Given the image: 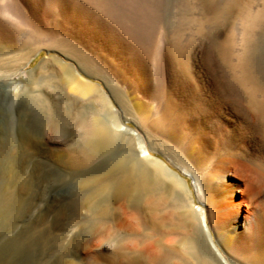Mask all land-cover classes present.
Segmentation results:
<instances>
[{
    "label": "rangeland",
    "instance_id": "1",
    "mask_svg": "<svg viewBox=\"0 0 264 264\" xmlns=\"http://www.w3.org/2000/svg\"><path fill=\"white\" fill-rule=\"evenodd\" d=\"M76 69L91 82L88 91L67 82ZM205 88L235 89L230 98L208 97L204 114L223 131L242 133L249 121L254 146L238 138L224 149L203 144L196 128L207 117L191 120L189 103ZM99 122L109 135L93 134ZM169 140L188 145L183 155L205 173L234 161L228 180L241 192L221 194L210 184L204 204L216 238V225L246 222L233 244L248 248L264 217V0H0V264H177L159 259L164 250L183 259L181 240L197 236L187 225L194 221L187 196L138 156L143 142L192 185L178 166L189 157L164 149ZM124 168L150 171L151 195L160 199L154 208L132 190L118 193ZM239 252H231L235 264Z\"/></svg>",
    "mask_w": 264,
    "mask_h": 264
},
{
    "label": "bare ground",
    "instance_id": "2",
    "mask_svg": "<svg viewBox=\"0 0 264 264\" xmlns=\"http://www.w3.org/2000/svg\"><path fill=\"white\" fill-rule=\"evenodd\" d=\"M5 54L7 55L8 53L7 52H2V56H5ZM139 54V53H138ZM143 60V59H142ZM147 62V61H146ZM161 66V65H160ZM210 66V65H209ZM64 67V66H63ZM211 68V67H210ZM69 71V70H67ZM72 71V70H71ZM83 71V70H82ZM210 71V70H209ZM214 71V70H213ZM73 72V71H72ZM72 72H67V75H66V79H67V82L69 83V85H71L74 89L78 90V91H82V93L84 91H88L91 86V82L88 83V80H86L85 78H83L80 74L81 71L77 70L75 71V74L72 73ZM216 72V71H215ZM219 72V71H217ZM87 74V73H86ZM85 74V75H86ZM204 75V73H203ZM211 75V74H210ZM151 76V75H150ZM206 76V75H205ZM209 77V76H208ZM87 83H86V82ZM209 81V80H208ZM211 82V80L209 81V83ZM219 84V83H218ZM209 85V84H208ZM205 86V85H204ZM209 87V86H208ZM210 88V87H209ZM215 89V88H214ZM215 91V90H213ZM209 89H206L203 91L202 90V93H196L195 95H192L191 96V101L189 104H192V108H190V111L192 112L190 114L191 116V120H195L198 116L203 115V117H207V120H204L201 124H199L198 128H196V130L198 131V135H200V138L203 140V144L207 143V145H209V147L211 146H218L220 145L222 149H224L226 146H228V144H230L231 140L232 142H234L233 140L236 138H238V140H241L245 145H247V147L251 148L252 146H254V144L258 141L257 140V136L254 132V126L253 124L251 125L249 121H246V123L248 124V126L244 129V132L240 133L238 132V130L234 129V128H231L229 129L230 127L227 126V130L223 131L222 129L218 128V126H216L217 124L214 125V120L211 121L208 119V116H206V112H208V106H209V102H208V97H212L214 98V95L216 97H231V96H235V94L233 92H235V89H233V91H229V94L221 88V91L219 92L218 90H216L217 93L214 94V92ZM177 93V92H176ZM178 94V93H177ZM232 94V95H231ZM237 94V93H236ZM241 93H239L240 95ZM108 95V94H107ZM238 95V94H237ZM236 95V96H237ZM221 98V99H222ZM237 98V97H236ZM227 99V98H226ZM232 99V98H231ZM239 99V98H238ZM237 100V99H236ZM110 101V100H109ZM189 101V100H188ZM213 101V100H212ZM227 102V100H226ZM110 103V102H109ZM216 103V102H215ZM231 103V102H230ZM211 104V103H210ZM217 105V103H216ZM220 105V103H219ZM211 106V105H210ZM213 106V104H212ZM211 106V107H212ZM221 106H222V101H221ZM225 106V105H224ZM236 106V105H235ZM230 107V106H229ZM214 108V107H213ZM222 109V107H220ZM212 109V108H210ZM217 109V108H215ZM225 109V108H224ZM218 110V109H217ZM228 110V109H227ZM112 111L114 112H117L114 108L112 109ZM211 111V110H210ZM209 111V112H210ZM213 111V110H212ZM219 111V110H218ZM195 112V113H194ZM201 112V113H200ZM215 112V110H214ZM220 112V111H219ZM229 112V111H228ZM200 113V114H199ZM157 115L159 114L158 112L156 113ZM156 115V116H157ZM198 115V116H197ZM201 115V116H202ZM225 115V114H224ZM147 117V116H146ZM229 117V116H228ZM157 118H160V120L156 121L154 120V122H158L159 124L161 123V128H165V126H167V122L165 123V125L163 124V120L161 119H166L167 121L170 122V119H167L168 117L166 116V118H163V115L162 113H160L157 117ZM211 119V118H210ZM218 121V119H220L218 117L217 118H214ZM221 121V120H220ZM219 121V122H220ZM168 122V123H169ZM119 123V122H118ZM121 123V122H120ZM216 123V122H215ZM240 124V123H239ZM92 125V124H91ZM219 125V123H218ZM223 125V124H221ZM158 126V125H157ZM168 127V126H167ZM166 127V128H167ZM223 127V126H222ZM242 127V126H241ZM92 128V126H91ZM90 128V129H91ZM160 128V127H159ZM160 128V129H161ZM237 128V127H236ZM119 130L121 132H124V133H127V134H130L132 136H135V137H139L140 135L137 133V131H134V129H130L128 126L126 125H120L119 126ZM91 131V130H90ZM154 131V130H153ZM169 130H167L166 132H168ZM240 131V130H239ZM242 131V130H241ZM92 132L95 136H99V137H104V136H107L109 135V130H108V127L103 124V123H97L93 126L92 128ZM161 133L162 130L160 131ZM223 132V133H222ZM156 133V132H155ZM165 133V132H164ZM112 134V132H111ZM166 134H169L170 133H166ZM165 134V135H166ZM160 135V133H159ZM165 135H163L165 137ZM223 135V136H222ZM162 136V134L160 135ZM173 136V135H171ZM166 137H168V135H166ZM95 138V137H94ZM93 138V139H94ZM97 138V137H96ZM95 138V139H96ZM155 138V137H154ZM158 138V137H157ZM174 138V136H173ZM92 139V140H93ZM100 139V138H99ZM170 139V138H169ZM176 139V138H174ZM159 140V138H158ZM160 140H162L160 138ZM164 140V139H163ZM177 140V139H176ZM95 140H93V145L95 144L94 143ZM140 141H143L140 139ZM172 141H175V140H172ZM179 141V140H177ZM98 142V141H97ZM144 142V141H143ZM140 143V153H139V158H142L143 160H148V162H155V164L158 166L156 168V166L154 167V165H151L153 166L154 168L156 169H160L162 170V174L164 175V177L167 179L166 183H167V186L169 188L173 187V186H176L174 187L175 188V191H176V188L178 189V186L181 188V190L185 193V195L187 196V207L190 209V213H191V216L189 218H193L194 221H197V222H194V223H198L196 226H194V223L191 222L190 220V223L187 224L189 228H191L192 230L196 227L197 230H198V233H196L195 231V235H197L196 237L194 236H187V237H184L182 240H181V246H182V255L183 256V259L184 257L186 256L188 261H189V258L188 256L191 258V261L190 262H193V258H195L197 255L199 256H203L205 259H206V263L207 264H235L231 261L232 258H230V255H231V252L234 253V254H237L239 251H242V252H239L240 255H243V261H245V264H259L261 261H262V257H263V253L264 251H260V252H255L252 251L249 249L250 246L253 248H256L259 249L264 247V217H262V215L258 216V221H257V228H256V234L255 236H253L252 240H251V244L248 248H244V250H240V248L234 246L233 242L235 241V239L237 238V233L240 232L241 229H247V223L244 222V221H240L238 218H235L233 219L230 224L226 225V226H223L222 228H218V226L216 225L215 228H217L216 230V233H217V238H216V235L214 236V234L212 233V229L210 228L208 222H207V214H206V209H205V204L204 203H207V200L209 201L210 200V197L212 196V188L211 185L212 184H215L214 185V189L218 190L221 194H224V192L228 191L230 192L231 194H234L235 192H239V188H238V185L239 183L237 181H230L228 180L229 178V168L231 166H233V162H227V169L225 170L226 167H223V172H222V168H221V172H219L218 170L215 171V172H211V171H208V172H204L202 171V169L199 167V165L197 166H194L195 163L192 164V162H189L191 160V158L187 155H183V152L184 154H186V152L189 150L187 146H184V145H180L179 143H173L169 140V142H171L170 145L169 142H164L162 143L161 145H164V149L166 147V150L167 147L169 149H171V151L174 150L175 147H177V149H180L182 151V154L180 156H182L183 158L184 157H189L187 159L189 160H185V158L182 159L184 160L185 162V166H181V165H178L180 169H182L184 171V174L186 177L190 178L193 182H192V185L191 184H188L187 180H185L183 177H181L179 174H177L174 170H171V168L166 165L161 159H158L156 157H154L150 152L149 150L147 149L146 146H144V143ZM161 142V141H159ZM264 142V141H263ZM235 143V142H234ZM259 144L261 143L260 140L258 142ZM146 144V143H145ZM236 144V143H235ZM241 144V143H240ZM238 143V145H240ZM99 147L103 148L104 150L107 149V147L105 148L104 147V144L103 143H99L97 144ZM106 145V144H105ZM159 144V147L161 146ZM166 145V146H165ZM262 149L264 150V145L260 144ZM148 146V145H147ZM236 146V145H235ZM234 146V148H235ZM92 147V146H91ZM207 147V146H206ZM239 147V146H238ZM243 147V145H242ZM245 147V146H244ZM260 147V146H259ZM94 148V146L92 147V149ZM97 148V147H96ZM95 148V149H96ZM256 148V147H255ZM94 149V150H95ZM161 149V148H160ZM173 149V150H172ZM247 149V148H246ZM151 150L155 151L154 148H151ZM180 150H177L179 152H181ZM240 150V149H239ZM254 150V149H253ZM258 150V149H257ZM163 151V150H162ZM169 151V150H168ZM167 151V152H168ZM176 151V150H175ZM260 151V150H259ZM164 152V151H163ZM165 152L167 155L168 153ZM170 152V151H169ZM178 152V153H179ZM256 152V151H255ZM258 152V151H257ZM175 153V152H174ZM250 153V152H249ZM254 153V152H253ZM263 153V151H262ZM136 156V155H135ZM137 156V157H138ZM180 158V159H181ZM179 159V157H178ZM179 159V160H180ZM138 160V158H137ZM122 161V160H121ZM182 161V160H181ZM227 161V160H226ZM225 161V162H226ZM140 162V161H139ZM223 162V163H225ZM241 162V161H240ZM243 162V160H242ZM124 163V161H123ZM127 163V162H126ZM135 163V161H134ZM120 164V163H119ZM118 164V165H119ZM129 164H131L129 162ZM133 164V163H132ZM222 164V163H221ZM246 166L247 163H245ZM122 165V163H121ZM127 165V164H126ZM125 165V166H126ZM136 166V164H134ZM244 165V163L242 164ZM143 166V165H141ZM223 166H225L223 164ZM244 166V167H246ZM250 166V165H249ZM118 167L121 168V166L119 165ZM123 167V166H122ZM128 167V166H127ZM238 167V166H237ZM134 168V167H133ZM248 168V167H246ZM130 169V167H129ZM144 169V168H143ZM143 169H137L138 171V174H133L131 171L129 170H125L124 168V172L122 173L123 176L120 178V180L118 181L117 183V191L118 193H126L127 191H130L132 190V192L134 191L135 193H138V195H142V198L143 200L145 201V203H148L149 199H150V206H152L154 208L155 205H157V203L159 202V198H153L152 195H151V192H150V187L151 184H152V180L150 178V175H149V172H145L143 171ZM193 169H196L197 172H194ZM232 169V168H231ZM121 170V169H120ZM123 170V169H122ZM131 170V169H130ZM147 170V169H146ZM122 172V171H121ZM136 172V171H135ZM152 172V171H151ZM159 175V174H157ZM240 175V174H239ZM152 176H154V174H152ZM156 176V175H155ZM242 176V175H241ZM254 176V175H253ZM261 176V175H260ZM153 178H156V177H153ZM163 178V177H162ZM118 179V178H117ZM117 179H115L117 181ZM158 178H156L157 180ZM164 179V178H163ZM209 179V180H208ZM160 182H161V179H159ZM155 181V179H154ZM165 181V179H164ZM163 181V182H164ZM159 182V181H158ZM157 182V183H158ZM105 183V182H104ZM114 183V182H113ZM153 183H156V182H153ZM162 183V182H161ZM160 183V184H161ZM112 184V183H110ZM211 184V185H210ZM263 184V183H262ZM112 186V185H111ZM161 186V185H160ZM163 186H164V183H163ZM247 186V185H246ZM104 188V187H103ZM111 188V187H110ZM173 188V189H174ZM151 189H154L151 188ZM167 189V188H166ZM105 190V189H104ZM103 190V191H104ZM100 191V190H99ZM248 191V190H247ZM154 192V191H153ZM152 192V193H153ZM215 192V191H214ZM241 192V191H240ZM178 193V192H177ZM182 193V194H184ZM194 193L196 195V197H198L202 202L197 205L196 204V198L194 196ZM101 194V193H100ZM181 193H179L180 195ZM134 195V194H133ZM159 195V194H158ZM179 195L175 198V202L179 203L180 201V196ZM154 196V195H153ZM161 197V196H160ZM254 197V196H253ZM153 198V200L151 199ZM185 198V197H184ZM251 200L253 199L252 197H250ZM138 199V198H137ZM8 200V199H7ZM148 201V202H147ZM185 201V199H184ZM199 201V200H198ZM253 201V200H252ZM161 203V202H160ZM159 203V204H160ZM209 204V203H207ZM148 205V204H146ZM179 205V204H178ZM141 206V204H140ZM3 207V206H2ZM184 208H185V204H184ZM175 209V208H174ZM178 210V208H177ZM188 211V210H187ZM262 212V211H261ZM174 213V212H173ZM177 214V213H176ZM258 214V213H257ZM190 215V214H189ZM257 216V215H256ZM264 216V214H263ZM185 217V216H184ZM257 218V217H256ZM189 221V220H188ZM186 222V221H185ZM219 222V221H218ZM186 224V223H184ZM212 227V226H211ZM177 228V227H176ZM214 228V227H213ZM214 230V229H213ZM248 231V230H247ZM201 236V237H200ZM248 236V235H247ZM251 236V235H250ZM179 238V237H178ZM203 238V239H202ZM177 240V239H176ZM179 240V239H178ZM220 240V241H219ZM219 241V242H218ZM250 241V240H249ZM166 242V241H165ZM164 242V243H165ZM179 243V242H178ZM180 245V244H179ZM221 245V246H220ZM176 246V245H175ZM222 247V248H221ZM242 248V247H241ZM178 249V248H177ZM225 249V250H224ZM226 250H231L230 252V255L228 254V252ZM170 251V250H169ZM176 252V251H175ZM238 254V255H239ZM158 255V254H157ZM177 255V254H176ZM174 253H170L168 252L167 250H164L163 252V255L161 256V258L159 259V261L161 259H165L164 261H177L179 264H188L186 262V260H183L181 258H178ZM185 257V258H186ZM234 257H237L234 255ZM240 257L237 258L239 261H240ZM203 258V259H204ZM242 258V257H241ZM132 259V258H131ZM136 259V258H135ZM236 259V258H235ZM233 259V260H235ZM236 259V260H237ZM235 260V262H236ZM136 261V260H135ZM163 261V263H164ZM197 260H195V263H196ZM205 261V260H204ZM241 261V264L242 262ZM132 262H133V259H132ZM157 262H158V259H157ZM162 262V260H161ZM175 262V263H177ZM238 262V261H237ZM135 263V262H134ZM142 263V262H141ZM140 262H136V264H141ZM160 263V262H159ZM177 263V264H178ZM264 262H261L260 264H262ZM162 264V263H160ZM193 264V263H192ZM197 264V263H196ZM236 264H240V263H236Z\"/></svg>",
    "mask_w": 264,
    "mask_h": 264
}]
</instances>
